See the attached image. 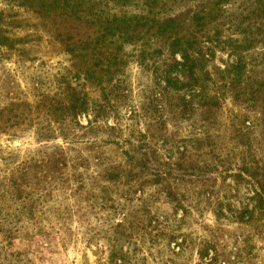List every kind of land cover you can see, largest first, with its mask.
I'll return each instance as SVG.
<instances>
[{"label": "rangeland", "instance_id": "rangeland-1", "mask_svg": "<svg viewBox=\"0 0 264 264\" xmlns=\"http://www.w3.org/2000/svg\"><path fill=\"white\" fill-rule=\"evenodd\" d=\"M195 2L75 0L71 8L44 14L32 0H0L1 37L11 45L0 42V215L5 219L0 220V264H106L111 234L106 240L103 231L118 223H141L135 241L143 238V251H166L162 258L173 257L168 243L176 252L183 239L178 237L185 235L193 249L184 255L186 264H200L201 251L212 244L217 252L211 248L203 262L216 254L230 261L241 248L239 264H264V220L254 228L236 220L255 189L247 182L236 189L234 180L238 152L244 151L241 134L264 161V99L244 104L232 91L221 90L217 107L202 108L196 101L184 109L181 100L191 91L163 94L157 85L171 63L168 52L140 64L138 44H126L120 52L109 38L100 44L93 39L99 22L112 15L164 18L187 13ZM222 34V43L239 37L230 29ZM75 42L83 43L80 50L87 45L86 58L67 52ZM159 48L154 44L148 51ZM213 51L210 67L234 60L224 44ZM110 52L120 55L111 83L112 76L100 72ZM90 69L94 78L83 81ZM82 70L77 84L106 110L92 132L93 114L71 116L62 89L63 79L75 86L74 75ZM169 77L178 85L190 83L183 69ZM252 79L259 90L264 66ZM145 154L165 164L183 157L194 166L207 164V177L216 182L178 179L172 193L133 169ZM177 201L190 210L185 219ZM156 212L160 220L150 224ZM13 213L19 216L7 221Z\"/></svg>", "mask_w": 264, "mask_h": 264}, {"label": "trees", "instance_id": "trees-1", "mask_svg": "<svg viewBox=\"0 0 264 264\" xmlns=\"http://www.w3.org/2000/svg\"><path fill=\"white\" fill-rule=\"evenodd\" d=\"M32 2H35L34 5L41 8L42 13L49 14L71 8L75 0H32ZM99 26L98 32L95 33L97 36L93 38L96 40L95 43L100 44L101 40L106 41L109 38L114 45H120L118 49L120 52L126 44H138L141 48L138 56L140 64L149 56H161L165 51L168 52L171 63L166 65L163 76L160 77L161 80L157 82V85L163 91V94H168L170 91L176 93L191 91L193 95L188 100L185 97L181 100L184 109L188 108L189 110L196 101H199L202 108L217 107L221 100V90L232 91L234 99L244 104L251 102L255 104L264 99V84H260L259 90H255L252 79L256 69L264 66V0H196L195 5L189 7L188 12L183 15L178 14L164 18L141 14L131 16L127 14L112 15L104 22H99ZM224 29L232 30L233 34L231 35L239 37H236V39L230 37L222 43V31ZM212 31L213 35L210 36ZM89 36L92 37L93 35ZM0 42L4 47L11 49L10 40L1 37V31ZM154 44H160V48L152 51V53L148 51V47ZM223 44L232 54L231 56H234V60L225 63V66L222 67H210L215 59L213 50ZM80 45L77 42L67 45V52L74 58H86V52L88 51L84 48L87 45L82 50L79 48ZM97 49L95 47L93 50ZM119 60V53L113 54L110 52L105 57V62L102 61L100 64V72L105 73L108 78L112 76L110 83L114 74H116L113 70L120 66ZM180 69H183L189 75V84L178 85L169 77ZM91 70L77 72L74 75L76 79L74 80L76 82L75 86L64 79L62 82L64 85L62 87L63 93L65 97L70 99L67 108L71 116L76 117L80 113L90 117L93 114V120L89 123V132H92L99 125L100 114L106 111L105 107L97 105V101L92 103L93 100L85 91L84 84H77L82 78V72L85 75L83 81H90L92 75L96 74ZM210 85H213V88ZM116 87L118 86L116 85ZM102 90L105 92L107 89ZM245 123L242 125L244 126ZM242 136L241 134L243 142L240 146L244 147V151L238 152L241 164L237 169L238 174L234 176L236 189L243 182H247L254 187L255 191L247 205L242 203L243 206L236 214V220L239 224L254 228L258 222L264 220V161L259 157V153L251 151L249 144L244 141ZM208 168L207 164L202 168L194 166V164L187 162L185 157L174 165L153 160L147 154L143 155L140 161L133 162V169L142 174L141 178L149 177L153 180V185L162 186L163 189L172 193L174 192L171 190V184L178 179L179 182L183 183L193 179L196 184L200 185L209 182L215 184L216 179L207 177L208 172H210ZM231 168L232 165H228L226 172H230ZM133 172L129 173L132 178L136 177ZM118 176H111V179ZM164 183L167 184L166 187L163 186ZM166 197L171 198L174 202L177 200L171 193H167ZM177 204L182 209L183 218L188 217L190 210L183 207L179 201H177ZM158 215L160 214L157 213L151 218L150 224L154 220H160V217L157 218ZM18 216L17 213H13L6 219L12 222ZM161 218L168 220L167 214L162 215ZM0 220L5 219H2L0 215ZM141 227V223H129V225L118 223L103 231L105 239V236L111 234L110 242L108 241L109 255L106 264H186L183 262L184 255L188 251H193L188 236L180 235L178 237V239H183L180 240L181 243L178 245L179 248L175 250L176 252H171L168 243V251L173 257L162 258V253L166 254V251L158 249V255L151 251L152 248L143 251L140 247L141 244L146 245L143 238L140 242L135 241V233L141 231ZM6 234L7 239L13 236L9 232H6ZM210 249L217 252L213 244L206 246L199 255L200 264H239L243 258L242 250L238 248L235 249L238 251L236 257L232 256L230 261H223L219 257L220 255L216 254L211 259L203 262L207 258Z\"/></svg>", "mask_w": 264, "mask_h": 264}]
</instances>
